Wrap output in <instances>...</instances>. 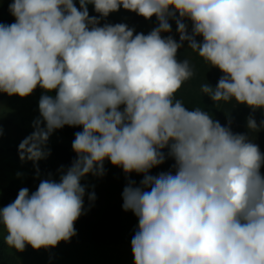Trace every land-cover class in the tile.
<instances>
[{"label":"clouds","instance_id":"clouds-1","mask_svg":"<svg viewBox=\"0 0 264 264\" xmlns=\"http://www.w3.org/2000/svg\"><path fill=\"white\" fill-rule=\"evenodd\" d=\"M79 4L14 0L9 11L15 22L0 24V92L24 98L37 86L56 91L41 96L42 119L19 144L21 161L46 158L54 130L83 128L72 143L77 159L60 182L42 180L31 195L22 188L0 208L4 243L23 252L26 245L39 250L69 242L84 214L81 179L103 175L107 159L126 174H145L141 186L131 181L122 193L123 209L139 218L131 242L135 264H264V154L246 135L234 134L200 107L189 111L176 98L195 75L188 59L176 58L188 41L207 65L224 73L215 88L202 84L201 93L217 107L234 99L253 111L264 109V0ZM88 4L103 17L121 6L145 19L156 16L159 26L135 36L125 24L100 27ZM172 18L181 43L161 35L171 32ZM247 127L258 129L254 118ZM166 147L175 175H148L164 163Z\"/></svg>","mask_w":264,"mask_h":264},{"label":"rangeland","instance_id":"rangeland-1","mask_svg":"<svg viewBox=\"0 0 264 264\" xmlns=\"http://www.w3.org/2000/svg\"><path fill=\"white\" fill-rule=\"evenodd\" d=\"M8 1L14 2V0H0V6ZM73 3L78 9L80 8L79 0H73ZM87 9L90 17L98 18V26L125 24L128 28L134 30V36L139 33L147 35L159 26L156 16L150 19H145L142 16L140 19L130 22L129 20L133 16V11L125 10L122 6L118 11L110 13L107 17H103L97 13L93 4H88ZM176 18H179L178 13L176 14ZM15 20L16 18H14V22ZM183 22L187 25L188 33L191 34L192 22L187 18ZM169 23L171 25V32L162 33V37L171 35L177 43H181L176 19H169ZM196 40L202 42L203 37L197 36ZM176 58L181 62L188 59L195 71L193 78L185 82L176 94V98L182 99L185 108L189 111L195 110L196 107L202 108L196 104V100H206L209 96L201 93L200 86L207 83L215 88L224 73L216 67L207 65L197 53L189 48L188 41L181 43V47L177 50ZM42 95L55 96L56 91L45 92L44 89L37 86L29 96L24 98L18 95L9 96L7 93L0 92V129H2L0 146L18 143L29 136L31 131H34L33 122L40 115L39 100ZM205 107H207L205 112L213 120H216L214 115L209 112V106ZM123 108L124 105H121L120 110L123 111ZM258 116L260 117L257 119ZM249 117L254 118L261 131H264V112L257 114L256 111L254 115L249 114L242 104L239 108V114L231 122V126L234 127L235 123H238L240 120L248 121ZM78 128V132L83 131L82 126H78ZM74 139L75 136L71 139V143H73ZM259 139L263 140L264 136H259ZM45 150H47L46 146ZM161 151L165 155L164 163L153 167L147 174L158 176L160 173L171 172L175 175L177 170L175 159L168 155L169 149L167 147ZM103 166V175H93L90 173L81 179V185L85 187V196L83 198L84 212L87 211L92 214L93 219H97L98 216L96 214L101 211L109 213L111 210H118L120 213V224L122 223L121 228L117 230L120 243H108L105 239L104 241L91 240L88 242L61 241L54 248H41L39 250H34L30 245H26L23 252H18L8 247V251L17 258L19 264H135L131 242L138 231L139 218L131 210L125 211L123 209L122 193L131 181L135 182L134 186H141L140 182L143 180L145 174L136 172L126 174L122 167L112 165L110 160L107 159L104 161ZM17 169L18 162L14 161L11 157L0 158V192L2 188L6 187L15 178L18 172ZM67 169V167L62 166L52 174L36 179L28 188L29 194L31 195L38 189L42 180L51 179L55 182H60V176L66 173ZM146 190L150 191V188ZM92 193L96 197L94 201L89 200V195ZM130 214H134V224L132 226L129 225L127 219ZM1 235L4 237L6 232L3 230Z\"/></svg>","mask_w":264,"mask_h":264},{"label":"trees","instance_id":"trees-1","mask_svg":"<svg viewBox=\"0 0 264 264\" xmlns=\"http://www.w3.org/2000/svg\"><path fill=\"white\" fill-rule=\"evenodd\" d=\"M13 2L8 1L0 6V23L10 25L14 22V16L9 11V6ZM142 16L133 12V16L129 20L130 22L140 19ZM209 103V105H208ZM196 104L201 106V110L206 111L209 106V112L214 115V118L219 121L222 126L230 127V130L234 134H244L248 137V140L258 145L262 154H264V139L260 140L259 136H264V131L258 127L257 130H251L247 127V121L240 120L235 123L234 127L231 126V122L238 116L240 103L231 100L227 103L219 102L217 107L216 102L209 97L208 99H197ZM236 104V105H235ZM249 114H257L264 112V109H253L246 104H242ZM260 116L257 117V119ZM40 119H42L39 115ZM44 126L43 123L41 125ZM79 131L78 126L65 125L63 128L56 129L50 135L46 147L50 154L38 161H21L19 157V144H5L0 146V158L11 157L14 161L18 162V169L15 178L12 179L9 184L1 189L0 192V208H3L10 203L14 202L18 196L19 191L22 188H29L34 181L42 176L52 174L59 167L65 166L71 167L72 162L77 159V154L72 148L71 139ZM33 131L29 133L32 134ZM38 170V171H37ZM261 175L264 176V165H262ZM97 219H93L92 214L87 211L82 214L75 222L76 235L71 238L70 241L88 242L91 240L104 241L108 243H120L117 230L121 228L118 210H111L109 213L101 211L96 214ZM129 225L134 224V214H130L127 217ZM3 226L0 225V264H19L17 258L8 251V246L4 243L2 232Z\"/></svg>","mask_w":264,"mask_h":264},{"label":"crops","instance_id":"crops-1","mask_svg":"<svg viewBox=\"0 0 264 264\" xmlns=\"http://www.w3.org/2000/svg\"><path fill=\"white\" fill-rule=\"evenodd\" d=\"M235 101V100H234ZM236 105V104H235Z\"/></svg>","mask_w":264,"mask_h":264}]
</instances>
